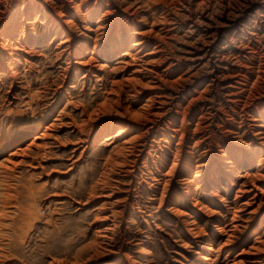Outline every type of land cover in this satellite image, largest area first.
Wrapping results in <instances>:
<instances>
[{
	"label": "rangeland",
	"instance_id": "rangeland-1",
	"mask_svg": "<svg viewBox=\"0 0 264 264\" xmlns=\"http://www.w3.org/2000/svg\"><path fill=\"white\" fill-rule=\"evenodd\" d=\"M262 125L264 0H0V264H264Z\"/></svg>",
	"mask_w": 264,
	"mask_h": 264
},
{
	"label": "bare ground",
	"instance_id": "bare-ground-1",
	"mask_svg": "<svg viewBox=\"0 0 264 264\" xmlns=\"http://www.w3.org/2000/svg\"><path fill=\"white\" fill-rule=\"evenodd\" d=\"M12 30V29H11ZM129 37V36H128ZM125 34H121L120 35V37L118 38V40L116 41V47L117 48H122V47H124L125 46V44L127 43V41H128V38ZM130 39H132V38H130ZM129 39V40H130ZM130 42V41H129ZM134 42H136V43H134ZM133 42V47H131V48H134L133 49V51H126L125 52V56L126 57H129L130 58V60L128 61V64L129 65H133V66H137V67H141V68H137L136 70H134L133 71V73L135 74V75H137V74H139V73H141V71H143V69H144V65H143V61H144V59L142 58L143 56H141L140 57V52H141V50L142 49H140V47H141V45H142V43H140L141 42V40H135ZM138 42V43H137ZM115 47V48H116ZM114 49V48H113ZM129 50V49H128ZM140 54V55H139ZM141 69V70H140ZM262 126H264V125H262ZM78 128V127H77ZM82 130V129H81ZM44 135H45V133H43ZM119 136V134H117V135H111V132L110 131H108V132H106L105 134H104V139H106V140H109V139H113V138H117ZM35 138H39V137H35ZM119 138V137H118ZM79 140L81 141V142H85L84 141V139H82V138H79ZM110 142H112V141H110ZM125 142L126 141H124L123 143L125 144ZM123 143H122V145H123ZM30 144H35V141H33L32 143H30ZM29 145V144H28ZM121 145V146H122ZM126 146V145H125ZM27 147V148H26ZM26 147H24V148H26V150L28 149V146H26ZM24 148L23 147H19V149H21V151L23 152V150H24ZM122 148L124 149V147L122 146L120 149L122 150ZM25 150V151H26ZM20 151V152H21ZM19 152V153H20ZM16 154H18V152L17 151H14V152H12V153H10V155L8 156V158H7V161H9V162H11V163H13L14 162V164H17V163H15V160L13 159L14 158V156L16 155ZM17 162V161H16ZM19 162V161H18ZM13 164V165H14ZM256 196V195H255ZM254 198H257V197H254ZM237 228V225H235V222H234V224H233V229H232V232H230L231 234H229L228 235V238H227V240L225 241V246H229L231 243H232V236H233V233H234V229H236ZM203 259H205V260H208V257L207 256H203L202 257Z\"/></svg>",
	"mask_w": 264,
	"mask_h": 264
}]
</instances>
